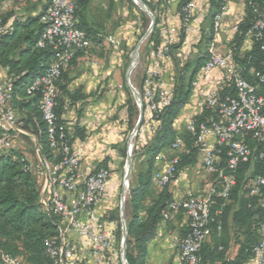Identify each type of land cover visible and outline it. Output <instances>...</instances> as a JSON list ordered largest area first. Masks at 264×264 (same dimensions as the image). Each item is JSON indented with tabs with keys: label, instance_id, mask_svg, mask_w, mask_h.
<instances>
[{
	"label": "built area",
	"instance_id": "1",
	"mask_svg": "<svg viewBox=\"0 0 264 264\" xmlns=\"http://www.w3.org/2000/svg\"><path fill=\"white\" fill-rule=\"evenodd\" d=\"M78 1L52 0L41 15L44 26L37 46L48 48L52 52V60L29 83L27 94L39 97V108L46 123L49 145L59 155V159L53 162L44 157L41 146L37 143L36 158L32 164H28L27 169L34 171L42 180L40 189L45 196L40 199L41 204L59 223L58 234L45 240L46 253L52 259V264H70L76 257L77 246L72 237H85L90 241L96 264H126L121 250L120 261L107 256L115 244V231L102 222L93 223L81 218L82 214L88 213L96 205L99 195L105 189L109 171L104 167L89 174L80 171V155L69 143L66 126L58 122L55 110L61 72L69 68L78 52L91 46L88 33L77 21ZM194 5V0H188L179 8L176 14L179 24L169 27L162 44L149 53L150 64L143 77V98L147 111L156 113V119L150 124L151 131H155L160 122L159 114L172 99V88L166 87L161 79L160 63L170 57L171 46L176 42L181 28L184 27L186 31L190 29ZM223 12L224 10L215 19L216 31L221 26ZM239 23L233 26L235 33L239 32ZM263 30L264 8L252 27L244 33V37L252 41L260 40L263 38ZM5 31L6 27L0 23V35ZM108 40L114 42L112 37ZM261 50L264 53V42ZM208 52L203 72L221 69L226 82L233 86L235 93L222 95L219 90H215L201 98L197 103L199 109L210 111L211 116L199 123L192 119L186 125L187 131L194 135V146L198 149L201 168L213 177V183L207 196L190 194L184 199L172 200L168 209L162 213L163 218L168 219V210H182L188 217L187 232L176 243L184 264H197L202 245L213 233L221 236L222 223L213 218L212 207L217 198L228 200L236 185L239 166L251 163L256 158L264 161V92H260L257 86L241 76L232 50L221 52L211 44ZM259 77L264 83V77ZM13 90V76L7 75L0 82V158L13 151V133H27L20 127L15 112L9 106ZM251 142L254 145L251 146ZM171 149L174 153L169 158L168 165L152 175V185L159 189L177 181L179 153L188 151L180 136L174 139ZM161 158V155L157 157L158 160ZM250 195L258 196L262 217L258 227L259 240L253 248V262L244 264H264V165L262 172L254 179ZM211 223H214V227ZM121 242L122 237L120 249ZM1 261L2 264H27L20 257L9 253H2Z\"/></svg>",
	"mask_w": 264,
	"mask_h": 264
},
{
	"label": "trees",
	"instance_id": "2",
	"mask_svg": "<svg viewBox=\"0 0 264 264\" xmlns=\"http://www.w3.org/2000/svg\"><path fill=\"white\" fill-rule=\"evenodd\" d=\"M6 1L0 0V23L6 27V31L0 35V66L7 68L8 75L13 76L14 93L11 106L21 113L18 118L20 127L35 135L41 146L42 155L55 162L59 159V155L49 145L46 123L42 119L39 108V97L27 94L29 83L52 60V52L48 48L37 46L44 26L41 22V15L52 0H48V3L42 5L40 12L25 16L14 15L13 10L2 12L1 7ZM90 1H78L76 16L82 14ZM187 1L184 0L180 7ZM209 1L212 6V12L209 15L210 27L207 32L201 35L198 54L192 62H188L179 69L172 89L171 102L159 114L160 122L156 125L155 131H152L150 142L141 147L135 145L133 149L129 183V205L132 207V217L126 224V264H146L147 244L155 236L157 226L163 217L162 213L168 209L169 203L172 201L168 186H166L161 189L157 197L146 203L151 194V179L155 172L157 157L162 151L171 149L177 136L183 139L188 150L179 153L178 171L183 166L195 163L198 157V149L194 146V135L187 130L178 134L174 121L180 109L191 97L194 78L209 56L208 47L214 39L215 19L222 13L226 5V0ZM144 2L156 19L155 27L148 39V46L153 50L163 42L161 19L154 12L151 1L145 0ZM263 8L264 0L248 1L246 16L240 21L239 32L236 33L237 44L232 49L241 76L248 79L261 91L264 90V83L259 77V75L264 77V53L261 50L264 34L260 40L253 39V46L247 53H240L238 45L245 38L244 33L252 27ZM185 32L186 29L182 27L180 40L171 46V51L181 44ZM66 70L61 72L58 80L59 92L55 109L57 120L61 124L65 122L62 118L64 103L60 98V91L65 88L62 81ZM143 90H138L144 109L141 125L147 120L152 122L156 119V113L147 111ZM219 92L222 95H234L235 93L230 83H226L219 89ZM126 104L129 111V125L124 142H127V135L134 128L139 116V108L131 93L127 97ZM207 115L209 113L205 111L202 116L194 120L199 123L206 120ZM67 137L69 143L72 144V136L68 131ZM250 144L254 145L252 142ZM123 154L124 157L127 155L126 149ZM28 164L29 162L18 152H11L0 158V264H2V253L20 257L27 264H52V259L46 253L45 240L58 234L59 223L54 216L44 210L40 201V186L32 172L27 169ZM263 165L264 161L258 158L251 163H242L237 169L236 185L231 190L228 200L220 198L215 200L212 215L215 221L222 223V234L217 236L213 233L211 241L209 239L202 245L198 252L199 261L197 264H244L252 258L253 248L259 240L258 227L262 210L258 204V196L250 195V189L254 184L255 177L262 172ZM234 204L237 205L236 208L233 207ZM211 226L214 227V223H211ZM241 236H243L242 239H240ZM120 240L121 232L119 231L117 234L118 248ZM234 243L238 244V250L236 255L231 258L227 252Z\"/></svg>",
	"mask_w": 264,
	"mask_h": 264
},
{
	"label": "crops",
	"instance_id": "3",
	"mask_svg": "<svg viewBox=\"0 0 264 264\" xmlns=\"http://www.w3.org/2000/svg\"><path fill=\"white\" fill-rule=\"evenodd\" d=\"M184 0H151L154 12L159 15L162 25L163 40L171 26L179 24L177 12ZM249 0H226V5L219 30H215L214 39L211 43L215 50L221 52L231 51L236 47V33L233 26L246 16V5ZM48 0H7L1 7L2 12L14 11V15L25 16L36 14L41 11L42 5ZM194 16L190 29L185 32L181 44L173 48L169 58L160 63L161 79L166 87L172 88L178 77V71L188 62H192L198 54L201 35L209 30V15L212 6L209 0H194ZM92 4L89 3L81 15H77L80 26L88 33L92 44L102 42L111 34H104L102 22H96L89 14ZM153 13V12H152ZM105 26V25H104ZM180 31L176 42L180 40ZM116 35H114V39ZM109 41V40H108ZM94 46V49H87L79 52L66 70L62 81L65 88L60 91V98L64 103L62 118L68 133L72 136V146L80 155V171L84 174L94 172L99 167L109 171V177L104 191L99 195L96 205L85 214L81 215L83 220L93 223L102 222L107 228L115 231V244L108 251L107 256L120 261V247L117 246V234L122 227L121 203L122 191V167L126 158L124 150L126 147V134L129 125V111L126 104L127 97L132 94L124 74L125 62L116 57V47L106 50L103 44ZM210 44V45H211ZM253 41L244 38L239 43L240 53H247L251 50ZM148 50L144 68L149 66L150 57ZM90 53H89V52ZM106 52L109 55L102 54ZM112 52V53H111ZM8 75V69L0 66V82ZM142 89L143 76L136 78ZM221 69H214L210 72H203L202 67L197 72L192 86V93L189 101L180 109L174 126L178 134L186 131L188 121L202 116L205 111L199 109L198 101L209 93L221 89L226 85ZM137 89V88H136ZM264 92V90H260ZM133 95V94H132ZM134 97V96H133ZM135 100V99H134ZM136 102V101H135ZM10 108L11 102L9 103ZM19 118L21 113L12 108ZM209 115L205 119L211 116ZM150 121H145L139 129L140 146L150 142L152 131ZM80 134H82L80 136ZM20 136H25L34 142V157L27 154L25 159L31 164L36 158L35 148L37 137L30 133L16 135L13 133L14 148L12 152H19L16 148V141ZM174 151L164 150L160 153L161 159L156 160L155 171L163 170L168 165L169 158ZM38 185L42 187V180L32 171ZM125 174V173H124ZM213 183V177L207 175L201 168L199 156L195 163L183 166L178 171L177 181L168 185V192L172 200H180L192 194L197 197L207 196ZM161 189L152 185L151 194L146 203L157 197ZM45 193L41 191V199ZM237 207L236 204L233 205ZM127 208V214H126ZM124 214L125 221L132 217V207L126 206ZM168 219L162 217L157 226L156 234L147 244L146 264H184L180 258L177 242L182 238L188 229V217L184 211L168 210ZM233 230V229H232ZM214 235L211 236V239ZM122 237V233H121ZM243 236L240 237L242 239ZM77 246V255L70 264H96L92 254L90 241L85 237H72ZM209 241V243H210ZM238 250V244H232L228 255L233 258ZM249 259L245 263H252Z\"/></svg>",
	"mask_w": 264,
	"mask_h": 264
},
{
	"label": "rangeland",
	"instance_id": "4",
	"mask_svg": "<svg viewBox=\"0 0 264 264\" xmlns=\"http://www.w3.org/2000/svg\"><path fill=\"white\" fill-rule=\"evenodd\" d=\"M89 3L92 4L89 14L96 22L102 23V31L104 34L108 35L111 34L116 35V38L114 39V42L108 41L107 39L103 40V43L100 41L98 43L92 44L91 41V48L99 44H103V47H106V50L111 49L114 45L116 47V57L117 59H122L125 62L124 67V74H127V71L131 67L133 63L134 68L131 69L130 73V82L131 84L137 88V90H142L140 85L137 83L136 78L138 76H143L145 74V70L147 67L144 68V63H146V55L150 47L148 46V39L149 35L142 41V43L139 46L138 50V59H134L133 57V50L136 47V45L141 41L142 37L148 30L151 18L147 12L142 10L140 6L134 4L132 0H91ZM105 25V26H104ZM89 49V48H88ZM89 49V51H90ZM88 51V52H89ZM90 53V52H89ZM112 53V52H111ZM109 55L110 53L105 51L102 54ZM18 118V117H17ZM132 130L129 131L127 135V144L129 140L131 139L130 143H132V153L131 158L133 161V149L135 145L140 146V140H139V131L132 135ZM16 148L18 149V153L21 154L23 158L27 156V154H23L22 152L28 153V155H31L34 157V142L25 136H20L16 141ZM22 151V152H20ZM127 152V148H126ZM126 158V156H125ZM35 159H33L34 161ZM30 163V162H29ZM125 173V161L122 167L121 176L123 179ZM124 179L122 180V186L121 189H125L126 187ZM129 201V188L125 189V199L123 201V208L125 211L126 206L128 205ZM120 209V207H119ZM126 214H127V208H126ZM126 220V219H125ZM127 224V221H126ZM120 247V246H119Z\"/></svg>",
	"mask_w": 264,
	"mask_h": 264
},
{
	"label": "water",
	"instance_id": "5",
	"mask_svg": "<svg viewBox=\"0 0 264 264\" xmlns=\"http://www.w3.org/2000/svg\"><path fill=\"white\" fill-rule=\"evenodd\" d=\"M136 5L140 6V8L142 10H144L145 12H147L151 18L148 30L146 31V33L144 34V36L142 37L141 41H139V43L136 45V47L133 50V57L134 59H138V50H139V46L142 43V41L151 34L153 28L155 27V23H156V19L154 14L148 9L146 3L143 0H132ZM131 69H132V65L129 68V70L127 71L126 74V81L127 84L134 96V99L136 101V104L139 108V116L138 119L136 121V124L133 128L132 131V135L136 134L140 127H141V122L143 119V115H144V109L142 106V97L139 93V91L131 84L130 82V73H131ZM131 139L129 140L128 144H127V155H126V163H125V174H124V181L126 180L128 182V188H129V183H130V178H131V171H132V158H131V151H130V143ZM125 199V190L122 191V196H121V203H120V211H121V221H122V227H121V233H122V242H121V255L123 257L124 260H126V246H127V228H126V221H125V214H124V208H123V201Z\"/></svg>",
	"mask_w": 264,
	"mask_h": 264
},
{
	"label": "bare ground",
	"instance_id": "6",
	"mask_svg": "<svg viewBox=\"0 0 264 264\" xmlns=\"http://www.w3.org/2000/svg\"><path fill=\"white\" fill-rule=\"evenodd\" d=\"M134 64H135V63L132 64V68H134V67H133ZM132 148H133V145H132V143H131V145H130V151H131V153H132ZM125 184H126V186H125L126 188H125V189H127V187H128V182H127L126 180H125ZM125 189H124V190H125Z\"/></svg>",
	"mask_w": 264,
	"mask_h": 264
}]
</instances>
